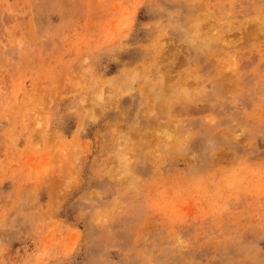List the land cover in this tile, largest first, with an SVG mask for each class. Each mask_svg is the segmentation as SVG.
Masks as SVG:
<instances>
[{
  "label": "rangeland",
  "instance_id": "rangeland-1",
  "mask_svg": "<svg viewBox=\"0 0 264 264\" xmlns=\"http://www.w3.org/2000/svg\"><path fill=\"white\" fill-rule=\"evenodd\" d=\"M262 124L264 0H0V264H261Z\"/></svg>",
  "mask_w": 264,
  "mask_h": 264
},
{
  "label": "snow or ice",
  "instance_id": "snow-or-ice-1",
  "mask_svg": "<svg viewBox=\"0 0 264 264\" xmlns=\"http://www.w3.org/2000/svg\"><path fill=\"white\" fill-rule=\"evenodd\" d=\"M134 23H138V21H136L135 13L133 12L127 22L121 25L123 31V35L121 36L122 43L128 42L135 45V42L141 38L139 35V29L132 27ZM261 132L264 133V124L261 125ZM261 264H264V261H262Z\"/></svg>",
  "mask_w": 264,
  "mask_h": 264
},
{
  "label": "bare ground",
  "instance_id": "bare-ground-1",
  "mask_svg": "<svg viewBox=\"0 0 264 264\" xmlns=\"http://www.w3.org/2000/svg\"><path fill=\"white\" fill-rule=\"evenodd\" d=\"M191 26V25H190ZM191 27H193V25L191 26ZM189 30V29H188ZM191 31V30H190ZM184 32V31H183ZM182 32V33H183ZM199 32H200V30H199ZM186 33V32H185ZM187 37V40H189L191 43H195L196 44V42L199 40V35H198V33L197 32H193L191 35H189V36H186ZM202 39H204V38H202ZM201 42H203V40L201 41ZM156 86V85H155ZM145 107V106H144Z\"/></svg>",
  "mask_w": 264,
  "mask_h": 264
}]
</instances>
